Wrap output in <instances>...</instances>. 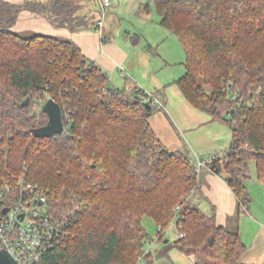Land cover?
<instances>
[{"label": "trees", "instance_id": "obj_1", "mask_svg": "<svg viewBox=\"0 0 264 264\" xmlns=\"http://www.w3.org/2000/svg\"><path fill=\"white\" fill-rule=\"evenodd\" d=\"M153 2L160 24L185 51L186 71L177 84L194 106L232 127L230 147L210 169L226 176L240 211L248 209L252 161L264 182V0ZM83 7V0H0V187L25 173L47 191L49 214L70 221L43 262L138 264L149 238L144 217L156 221L165 240L163 229L182 204L177 225L185 235L158 255L178 248L196 264H255L243 261L247 245L240 232L218 224L191 198L199 186V156L170 150L159 138L149 121L158 106L144 88L116 86L72 40L13 30L25 8L57 25L85 27L91 21ZM45 91L60 103L65 130L37 137L32 129L49 116L31 113V103L22 102ZM153 254L143 264H151Z\"/></svg>", "mask_w": 264, "mask_h": 264}, {"label": "crops", "instance_id": "obj_2", "mask_svg": "<svg viewBox=\"0 0 264 264\" xmlns=\"http://www.w3.org/2000/svg\"><path fill=\"white\" fill-rule=\"evenodd\" d=\"M6 1L25 4L29 1L46 3L51 0ZM96 1L100 4L99 0ZM83 4L82 12H86L83 14L90 18L91 12L87 13L86 9L88 4L85 0ZM110 7L111 15L112 7H115L114 0ZM90 21L92 24L88 26L71 29L55 24L40 11L25 8L19 12L13 30L24 34H50L74 41L86 58L96 62L108 73L116 86L126 87L129 90L139 86L152 93L163 90L164 93L159 94L162 95L164 106L158 107L149 121L169 149L186 150L195 157L206 159L230 147L233 140L231 125L214 118L210 112L194 106L177 84V77L176 79L173 76L171 80H166L167 73L165 71L164 74V70L175 56L180 59L179 48L158 54V50L154 47V44L158 43L156 39H144L142 34L134 31L133 28H127L119 35L113 28L107 29L106 32L105 23L101 27L99 21L94 24L92 18ZM137 35H140L139 40L136 39ZM184 56L186 58V55ZM251 173L248 188L252 202L248 209L244 208L240 211L239 199L226 176L210 168H202L198 173L199 186L193 190L191 198L206 214L214 213L218 224L240 232L247 245L243 255L244 262L262 264L264 262V182L258 178L256 163L251 164ZM168 228H170L169 241L178 238L179 229L176 223L173 222ZM166 232L167 229L165 234ZM166 243L164 240V246ZM190 257L196 262L194 255Z\"/></svg>", "mask_w": 264, "mask_h": 264}, {"label": "built area", "instance_id": "obj_3", "mask_svg": "<svg viewBox=\"0 0 264 264\" xmlns=\"http://www.w3.org/2000/svg\"><path fill=\"white\" fill-rule=\"evenodd\" d=\"M99 1L104 18L112 0ZM100 26H103L102 21ZM147 92V100L158 107L164 106L163 101L154 93ZM217 154L223 156L220 152L206 159L198 157V173L202 168H210L211 161ZM181 209L182 204H178L172 223L177 224ZM22 213H25L24 217L21 216ZM69 223V218H55L49 214L47 191L38 184L27 181L25 173L16 181L4 180L0 187V250H8L19 263L45 264L44 254L55 241H59V237L67 231ZM184 235V232L179 231L178 237ZM149 251H152V242L146 247L138 264L144 263L145 255Z\"/></svg>", "mask_w": 264, "mask_h": 264}, {"label": "rangeland", "instance_id": "obj_4", "mask_svg": "<svg viewBox=\"0 0 264 264\" xmlns=\"http://www.w3.org/2000/svg\"><path fill=\"white\" fill-rule=\"evenodd\" d=\"M85 3L88 4L86 9L87 13L91 12L92 16H90V18L93 19V24L94 22L102 21L103 24L105 23L104 30L106 32H108L107 29L109 30L113 28L119 35L121 32L124 33L127 28H133L134 31L141 33L144 39L149 38L150 40H157L158 43L154 44V47L158 50V54H162L163 51L166 53V50L171 51L173 48H179L181 51L180 59L175 56V59H172V61L167 65L166 70H164V74L165 71L167 73V77H165L167 81L171 80V77L173 78V76L175 78H179L185 72V64L182 62L185 58V53L181 46L182 44L175 34H170V30L160 24V14L153 0H114L115 7H112L111 15L109 12L110 7L104 18L102 15V7L96 0H85ZM145 3H149L148 11L143 9ZM83 13L86 12L83 11L82 14ZM90 24H92V22H90ZM230 95L234 97L236 94L234 92H230ZM50 97H53V94L45 91L38 93L31 98V113L41 116V113L43 112V104ZM254 163V161L251 162L252 165ZM14 175L15 179H18L23 174L18 173ZM143 224L149 232L146 247L148 248L150 246V242H152V251L154 254L152 256L153 261L151 264H196V262L191 259L190 255L182 252L178 248H172V251L170 250L168 255H158L161 254L162 251L166 250L170 245L163 247L164 240L158 239L160 237L157 233L158 226L156 221L151 216L146 215L143 219ZM176 226L179 229L177 224ZM168 227L163 229H167V234L163 231L165 236L167 235L165 238L170 236V228ZM174 241L175 240L171 241V243Z\"/></svg>", "mask_w": 264, "mask_h": 264}, {"label": "water", "instance_id": "obj_5", "mask_svg": "<svg viewBox=\"0 0 264 264\" xmlns=\"http://www.w3.org/2000/svg\"><path fill=\"white\" fill-rule=\"evenodd\" d=\"M31 101V98L28 96L23 102V105H28ZM43 111L46 112L49 116L48 123L35 127L32 129V132L35 136H52L57 133H61L65 130V124L63 120L62 107L60 103L53 97L47 99L43 104ZM22 217L25 216V213L21 214ZM169 239L166 238L165 242H168ZM1 243V240H0ZM0 264H21L19 263L12 254L6 250H0ZM264 264V262L262 263Z\"/></svg>", "mask_w": 264, "mask_h": 264}]
</instances>
